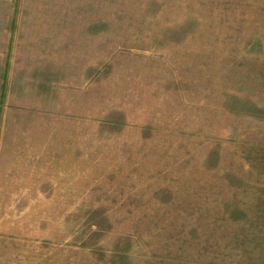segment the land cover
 Segmentation results:
<instances>
[{"label":"rangeland","instance_id":"1","mask_svg":"<svg viewBox=\"0 0 264 264\" xmlns=\"http://www.w3.org/2000/svg\"><path fill=\"white\" fill-rule=\"evenodd\" d=\"M1 75L0 264H264V0H0Z\"/></svg>","mask_w":264,"mask_h":264},{"label":"crops","instance_id":"2","mask_svg":"<svg viewBox=\"0 0 264 264\" xmlns=\"http://www.w3.org/2000/svg\"><path fill=\"white\" fill-rule=\"evenodd\" d=\"M5 79L6 76H2L0 77V93H3V95L0 97V115H42L40 108H41V104H38L36 102H33L32 100H28V99H16L14 97L11 96V94L9 93V91L7 90V86L5 84ZM3 88V90H2ZM9 88V87H8ZM25 98V97H24ZM16 99V101H15ZM35 100V99H34ZM37 100V99H36ZM52 108V113L51 111H48V114H43V115H57L56 112V104H53L50 106ZM17 154L12 155L11 157H15V158H25V156H22L20 154V150H15ZM34 157V156H33ZM10 158V157H8ZM37 158L39 159V156H37ZM27 159V156H26ZM8 168V167H7ZM5 177L10 178L11 175L9 174V172L5 171ZM21 173V172H20ZM22 176V179H16L14 181L12 180H6V181H2L1 183L3 184H10V185H16V184H25V183H35L38 182L40 183L41 181L39 179L37 180H31V179H26V177H31V176ZM34 177V176H33ZM17 190L20 191H8V192H4L9 194L10 197L12 198H31L32 196H28V195H21V193H24L26 191L21 190L20 188H18ZM20 194V195H18ZM27 194V193H26Z\"/></svg>","mask_w":264,"mask_h":264},{"label":"trees","instance_id":"3","mask_svg":"<svg viewBox=\"0 0 264 264\" xmlns=\"http://www.w3.org/2000/svg\"><path fill=\"white\" fill-rule=\"evenodd\" d=\"M2 90H3V88H2ZM3 95V93H0V97Z\"/></svg>","mask_w":264,"mask_h":264}]
</instances>
